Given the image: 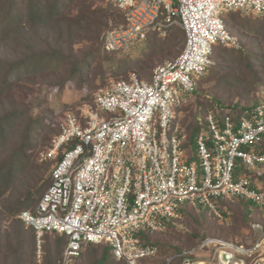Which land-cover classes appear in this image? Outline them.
<instances>
[{
	"label": "built area",
	"instance_id": "obj_1",
	"mask_svg": "<svg viewBox=\"0 0 264 264\" xmlns=\"http://www.w3.org/2000/svg\"><path fill=\"white\" fill-rule=\"evenodd\" d=\"M109 1L124 13L125 22L105 33L106 51L127 50L175 25L184 31L185 43L149 79L134 73L129 79H112L85 93L88 99L76 111L62 112L60 133L40 155L41 161H54L50 184L35 208L19 216L34 228L39 249L46 232L67 236L61 264H77L89 243L108 244L126 264L156 257L160 248L151 234L171 226L184 229L187 203L205 207L222 221L230 219V212H222L221 200L248 201L264 212V185L257 181L264 174L259 148L264 101L235 119L207 96L213 103L205 113L208 131L201 129L192 146L179 118L215 62L214 46L242 48L224 15L241 10L263 19L264 0ZM195 144L201 168L195 152L188 150ZM238 168L245 171L240 178ZM251 236L245 242L207 236L168 261L264 264V224L253 222Z\"/></svg>",
	"mask_w": 264,
	"mask_h": 264
},
{
	"label": "trees",
	"instance_id": "obj_2",
	"mask_svg": "<svg viewBox=\"0 0 264 264\" xmlns=\"http://www.w3.org/2000/svg\"><path fill=\"white\" fill-rule=\"evenodd\" d=\"M77 1H79V5L83 8L81 13L73 11L72 5ZM114 6L108 4L107 7L100 5L91 7L89 0H0V99L3 96L1 105L4 108L0 116V158L4 152L3 147L10 140L7 136L9 130H14L16 125H23L19 137L21 140L19 142L20 145L0 159V197L12 186H16L20 174L24 172L28 161L31 159L27 150L32 147H37L34 139L49 131L52 133V121L48 122L47 119L48 117H52L53 119V116H55L53 112L47 114V116L44 114H34L31 107L16 105L15 102L17 100L13 96V92L24 90L25 87L17 88L18 86H15L18 83L30 84L34 76L42 75L44 81L47 83L46 86L55 87V89L61 91L67 84L79 78L81 74L83 75L86 66L89 64L86 62L87 58L84 59L73 55V42L81 34L85 36L90 35V37L95 36L96 38L100 37L109 17H112L118 23L116 25L124 23V13L116 6L114 8ZM103 21L106 22L103 24ZM226 21H231L232 23L235 21V18L225 19ZM243 26L244 22L242 21L239 24V29H242ZM262 26H264V18L258 20L256 25L252 24L246 28V33L253 37V44L250 50H245L244 47L239 50L225 47L222 56L223 60L221 62H217V60L210 67L211 77L214 81L211 92H215L216 95L213 98V102L227 108L235 119H238V116L243 112L255 108L263 101V99L258 100L256 98V94L259 92L258 84L263 85L264 90V30L261 29ZM174 27L177 26L170 27L169 32ZM157 36H159V33L153 36L154 43L151 48L154 52L157 50ZM183 38L184 42L181 51L184 48L185 35ZM161 51V53L165 52V46L162 47ZM99 54L100 52H98ZM117 54L121 55V52H104L99 64V68L102 69L101 72L105 71L107 67L106 63L113 61ZM136 60L127 59L126 61H121L120 68L118 70L116 69L118 72L117 75L124 76L126 77L124 79H127L131 71L129 68H132L131 65ZM62 67H64V74L60 76V74L58 75V71ZM111 67L113 66H109V69ZM203 78L197 83L194 94L197 110L188 125L185 126L181 120L182 109L179 112L180 122L190 134L189 146L194 144L196 135L202 129V124L205 123L207 109L213 106V103L207 100V96L210 94H201L200 90H198ZM87 84L90 87L86 86L85 90L88 91V88L91 90V84ZM99 87L100 85H97V87L94 86L95 90ZM254 99L256 101H253ZM227 102L230 104H226ZM4 106H7V108ZM59 133L60 129L56 131L55 136ZM46 138L45 136L43 140L45 141ZM259 148L264 152V140ZM259 177L263 180L264 174L259 175ZM45 187L46 183H40L32 186L31 189H16L19 194L15 193V189H13L14 193L10 194L5 203L6 212L16 219V227L19 231L18 239H21L23 243L25 242L28 231L29 236L26 239H28V249L32 256L36 252V232L33 227H26L19 216L23 211L33 210L35 208L47 189ZM233 204L234 202L221 200L222 212L225 215L230 212V217L232 216V219L234 218L236 225L239 223V217L245 219L246 222L241 223L239 229L243 225L246 227L252 225L253 220H251V217H253V214L251 213L252 209L249 202L244 200L240 202L242 208L238 210ZM33 205L34 207L31 209L30 207ZM194 210L196 209L191 206H184V223L185 218L187 219L189 213ZM200 215H202L201 212ZM209 218L217 220L213 215L209 217L208 211L206 210L203 219L207 221ZM1 219L0 223L2 221ZM196 227L197 230L199 229L197 232L189 233L194 245H197L208 236L207 232H204L203 229L200 231L202 228L201 225L198 224ZM25 229L28 230L25 231ZM239 229L236 233L239 232ZM175 230L184 231V229L171 226L170 231ZM148 237L150 236L145 235L144 239L147 240ZM228 239L233 240L232 238ZM67 240L66 235L46 232L42 238L44 253L43 264H61ZM154 243L160 248L159 255H162V253L169 249L173 250V254L186 249L170 244H160L157 241ZM21 245L20 242L17 247L21 248ZM17 247L15 249L16 253L13 256L15 260L14 264H22L23 255ZM86 248L87 258L90 264H126V262L118 260L114 256L112 248L108 244L89 243L85 245ZM83 256L78 260L77 264H82L81 260ZM27 258L26 263L28 262ZM85 264H87L86 259ZM165 264L168 263L166 262ZM169 264H182V258H173Z\"/></svg>",
	"mask_w": 264,
	"mask_h": 264
},
{
	"label": "rangeland",
	"instance_id": "obj_3",
	"mask_svg": "<svg viewBox=\"0 0 264 264\" xmlns=\"http://www.w3.org/2000/svg\"><path fill=\"white\" fill-rule=\"evenodd\" d=\"M77 1L75 4L72 5L73 11L76 13H81L83 11V8L81 5H79ZM90 6L95 7L97 5L107 7L108 4H112L109 0H89ZM112 6H114L112 4ZM114 8H116L114 6ZM120 12V11H119ZM109 13V12H108ZM225 19H231V17L235 18V21L231 23V21L227 22L228 29L236 35L241 44L242 48L244 47L245 50H250L253 44V37L249 36L246 33V28L249 27V25H256L257 21L260 20L259 18H256L254 15L249 14L245 15L241 10L235 11V12H229L224 15ZM108 20V21H107ZM106 21H103V24L105 23L104 29L101 33V36L96 38L95 36L90 37V35H79L78 38L73 42V49H74V56L80 57V58H87V65L86 69L81 74L79 78L76 80H73L69 84H67L61 91L59 89H55V87H49L46 86V82L44 81L42 75L34 76L32 79V82L29 83H18L15 87H25L24 90L14 91L13 96L16 98L15 104L18 106H29L31 107L34 114L39 115H46L53 112V115H57V118H54L55 116L48 117L47 121H52L51 125V131L52 133L47 132L44 135L37 136L34 140L37 143V147L29 148L28 154L31 156V159L28 161L26 168L23 173L20 174V177L18 178V182L16 186H12L10 189L5 191V193L0 197V213L2 218L0 223V264H14V254L16 253L15 249L17 246H19V243L21 242V248L17 247L20 251V253L23 255V263L22 264H43V248L41 245V248L39 249L38 246H36V252L32 256L31 252L28 249V229H25L27 231V236L25 238V242L23 243L21 239H18V228L16 227V219L14 216L9 215L5 210V203L7 202L10 194L14 193L13 189H15V193L19 194V192L16 191V189H31L32 186H35L40 183H46V187L50 183V176L52 173V168L54 165V161H41L40 155L42 152L48 150L52 145V140L55 136V133L57 130H59V127L57 124L60 122L62 117V112H64L66 109H71L73 111H76L78 106H80L85 100L88 98H84L85 93H87L90 88H88V91L85 90L86 86H89L87 83L91 84V90H95L94 86L97 87V85H106L110 80L116 79H124L126 77L124 76H118L117 71L120 67L121 61H126L127 59H137L133 62L131 65L132 68L129 74V77L131 74H137L143 78L148 79L150 75L152 74L153 70L163 64L166 61H170L174 58H176L179 53L181 52V48L184 42L183 38V31L182 28L178 25H175L177 27H174V29L169 32V29L164 34H159L157 36V50L154 52L152 51L153 46V37L143 41L134 43L130 49H127L124 52H121V55H116L113 61H109L106 63L107 67L104 72H101L102 69L99 68L100 61L102 59V56L105 52L104 50V35L105 33L115 26L116 23L112 17H109ZM244 22V26L242 29H239L240 22ZM235 27V29H233ZM261 29L264 30V26L261 27ZM168 36V37H167ZM165 46V52L161 53L162 47ZM225 46L216 44L214 46V53L211 54V56L215 59V62H221L223 60V52H224ZM233 49V48H232ZM241 49V48H240ZM239 50V49H237ZM98 52L100 54L98 55ZM73 60V58H72ZM89 62V63H88ZM136 63V64H134ZM109 66L111 69H109ZM63 76L64 74V67L58 71V75ZM118 76V78H117ZM211 68L209 69L208 73L204 76L202 79L198 90H200L201 94H210L212 98H215V92H211V87L214 83L212 77H211ZM128 77V78H129ZM46 79V77L44 76ZM127 78V79H128ZM90 87V86H89ZM259 92L256 94V98L258 100L263 99L264 101V94H263V85L258 84ZM28 92V93H27ZM3 97V96H2ZM0 99V116L3 113V106L1 105V102L3 99ZM218 97H220L218 95ZM253 101H256L255 99ZM210 102V101H208ZM234 102H236L234 100ZM216 103V102H215ZM226 104H230L227 102ZM7 108V106H4ZM196 101L192 102L191 104L184 106L182 108L181 112V120L183 124L186 126L189 124V122L192 120V116L196 113ZM204 115V114H203ZM201 117V115H199ZM202 129H204L206 132L208 131L207 125L205 123L202 124ZM22 124L16 125L15 129H10L8 133V139L10 138L9 142L5 144L3 147L4 152L0 159L5 157L7 154L11 153L18 145H20V132H22ZM45 141L43 140L45 138ZM187 149V147H186ZM188 150L191 152L194 151L195 155L192 154L193 159L197 160L199 167L201 168V163L198 160L197 157V146L196 144L193 145V148L188 147ZM237 165H240V162L237 161ZM238 173L236 174L237 178L242 177L245 174V171L243 168H238ZM256 178V176H253ZM48 181V182H47ZM257 181H260L262 185H264V179L261 180L259 175ZM237 200L234 202V207L238 210L241 207V204ZM250 207L252 208V214L253 217H251L252 223L253 222H261L264 224V212L259 210L256 205L250 203ZM189 203L185 204V207L188 206ZM191 206V205H190ZM33 206L30 208L32 209ZM199 210H194L193 212L189 213V216H187V219L185 218V229L184 231H170L168 230L165 233L157 234L153 233L151 235V238L155 241H157L160 244H170L182 248H188L191 245H194L192 243V239L189 236V233L197 232L196 225H201L204 232L206 231L208 236H223L232 238L234 241L238 242H245L246 240H249L252 238L250 237V226L246 227L243 225L239 229V225L243 222H246L245 219L242 217L238 218V225L235 224L234 218L232 219V216L229 220H212L208 219L207 221L203 219V215L206 213V208H202L201 205H198ZM200 212L202 215H200ZM209 215V214H208ZM194 217V218H191ZM210 217V215H209ZM253 218V219H252ZM251 222V221H250ZM208 228V229H207ZM239 229V232L236 233V231ZM53 236V235H52ZM37 245V242H36ZM111 248V247H110ZM14 249V250H13ZM173 250L169 249L168 251L162 253V255H158L155 258H148L143 260L141 262L142 264H165L167 262V259L172 256ZM27 256H30L27 258ZM26 258L28 259V262L26 263ZM85 259L87 260V264L89 263V259L87 258V248L84 250V256L81 260L82 264H85ZM34 262H33V261ZM124 264V263H122Z\"/></svg>",
	"mask_w": 264,
	"mask_h": 264
},
{
	"label": "clouds",
	"instance_id": "obj_4",
	"mask_svg": "<svg viewBox=\"0 0 264 264\" xmlns=\"http://www.w3.org/2000/svg\"><path fill=\"white\" fill-rule=\"evenodd\" d=\"M225 23H226V22H225ZM227 28H228V27H227ZM229 31H230V30H229ZM183 32H184V31H183ZM232 34H233V33H232ZM184 35H185V34H184ZM153 36H154V34L150 35L147 39H149V38H151V37H153ZM147 39H146V40H147ZM143 41H145V40H143ZM143 41H139V42H143ZM135 43H138V42H135ZM219 45H220V44H219ZM131 46H132V45H131ZM131 46H130V47H131ZM130 47H129L128 49H130ZM225 47H226V46H225ZM226 48H230V47H226ZM233 49H235V48H233ZM104 50H105V49H104ZM105 51H106V50H105ZM124 51H126V50L115 51V52H124ZM107 52H109V51H107ZM213 53H214V51H213ZM172 60H173V59H172ZM214 61H215V59H214ZM164 63H165V62H164ZM214 64H215V62H214ZM212 65H213V64H212ZM208 71H209V70H208ZM207 73H208V72H207ZM129 78H130V77H129ZM129 78H128V79H129ZM202 78H203V77H202ZM191 207H193V206H191ZM193 208L196 209V210H199L198 207H193ZM183 220H184V216H183V219L181 220V221H182L181 223L183 224V226H185V223L183 222ZM184 229H185V228H184ZM169 230H170V229H169ZM167 231H168V230H167ZM167 231H166V232H167ZM156 233H165V232H156ZM151 235H152V234H151ZM152 240H153V239H152ZM153 241H154V240H153ZM154 242H155V241H154ZM158 255H159V253H158ZM158 255H157V256H158ZM172 256H173V255H172ZM172 256H171V257H172ZM171 257H170V258H171ZM153 258H154V257H153ZM170 258H168V259H170ZM168 259H167V263L169 264L170 262L168 261ZM142 262H143V261H142Z\"/></svg>",
	"mask_w": 264,
	"mask_h": 264
},
{
	"label": "crops",
	"instance_id": "obj_5",
	"mask_svg": "<svg viewBox=\"0 0 264 264\" xmlns=\"http://www.w3.org/2000/svg\"><path fill=\"white\" fill-rule=\"evenodd\" d=\"M146 79V78H145Z\"/></svg>",
	"mask_w": 264,
	"mask_h": 264
}]
</instances>
